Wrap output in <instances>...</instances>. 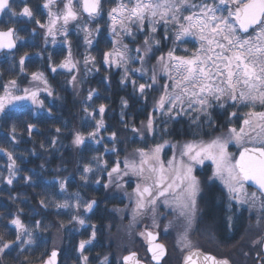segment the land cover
<instances>
[{
    "label": "snow or ice",
    "instance_id": "obj_1",
    "mask_svg": "<svg viewBox=\"0 0 264 264\" xmlns=\"http://www.w3.org/2000/svg\"><path fill=\"white\" fill-rule=\"evenodd\" d=\"M63 7L52 11L57 0H45L43 8L48 10V20L36 25L44 32L45 43L52 37L56 42L57 35L64 37L68 54L57 66L49 67L53 73L58 69H66L71 75L69 84L75 89L87 76L105 69H120V85L127 87L130 83L133 94L147 102V93L160 90L158 98L154 99L152 110L142 121L139 128L132 126L131 131L140 137L145 146L135 149L134 154L121 162L117 159L111 169L107 162L101 166L102 156L93 157L83 166L81 178L87 182L88 174L95 171L106 172L108 182L103 186L108 188L116 183L117 187L123 177H135L136 186L129 195L132 208L133 223L129 231L136 225V218L152 215L153 228H158L157 213L163 207V214L170 210L182 222V231L178 233L177 243L184 253L182 264H229L227 259L219 260L215 256L200 251L189 238L190 231L198 215V196L202 193V181L195 175L197 166L211 163V175L208 183L219 180L227 192L229 209L235 205H248L249 209L258 211L264 217V0H114L113 6L107 12L105 22L110 47L102 53V60L91 55L96 40L103 28L99 20L105 18L104 0H60ZM11 13L34 18L33 11L25 5L20 13L15 12L10 0H0V13ZM75 25L77 36L83 33V72L80 73V60L74 58L72 42L69 40L70 24ZM95 24V27L92 25ZM162 37H158L160 29ZM143 36L140 40L139 37ZM20 37L16 29L8 27L0 29V49H13ZM172 41V46L166 52L160 51L163 41ZM191 44L192 47L179 49L183 54L178 55V44ZM19 59L20 71L23 73L25 58ZM51 59V58H49ZM150 65V66H149ZM32 81H41L49 96L53 90L42 72H33ZM109 79L104 77L105 82ZM138 79L143 82L138 83ZM16 89V91H10ZM25 87L22 94H17L19 88L16 80L4 85V94L0 95V112L6 107L19 102L31 101L33 105L43 107V101L38 99V91ZM98 93L95 89L88 92L87 101L91 102ZM121 122L128 128L125 121L128 100L121 98ZM216 108L227 111L226 128L220 134L209 139H196L204 135V128L214 131L216 122L212 111ZM241 109L246 111L241 112ZM86 115L96 121L95 129L88 138L97 144L103 143V138L96 139L101 130L105 129L104 114L106 105L100 104L97 110L91 112L84 108ZM186 118L192 130L191 140L173 143L165 139L170 135L168 125ZM163 125V127H161ZM34 125L29 123L27 131L32 134ZM57 133L61 131L56 129ZM13 142L16 141L15 127L12 129ZM151 138L156 142L148 145ZM112 148L105 152H117L116 132L111 133ZM73 145L79 147L85 143V137L79 132L74 134ZM53 146L56 139L52 141ZM235 145L237 152L229 151ZM43 147V145H41ZM171 155H167V149ZM0 152H6L0 148ZM10 163L7 165L9 175L6 181L9 185L17 173L16 160L11 152H7ZM122 165V166H121ZM25 181L31 177L25 176ZM251 182L256 190L248 192L245 185ZM96 183H101L98 178ZM127 183V182H125ZM60 189L65 190V183L60 182ZM76 203L69 201L56 204V208L68 209L81 207L79 194H74ZM92 200L83 205L86 212L96 205ZM41 205L47 207L42 200ZM72 220L80 225L85 220L79 214L73 215ZM231 221V217H229ZM42 221H36L35 228ZM15 226V240L5 241L0 236V253H5L17 244L31 245L34 231L29 229L19 218V213L10 220ZM166 226L165 231L168 227ZM63 227V225H61ZM89 240H81L77 247L79 264H88L84 255L86 245L91 244L96 235V226ZM139 235L147 245V253L151 255L152 264H163L167 256V248L158 242L159 233L148 230ZM255 243V242H254ZM57 251L54 249L42 264H57ZM259 255V254H258ZM107 257L101 264H106ZM122 264H142L138 255L130 251L122 257ZM260 264H264L261 260Z\"/></svg>",
    "mask_w": 264,
    "mask_h": 264
},
{
    "label": "trees",
    "instance_id": "obj_2",
    "mask_svg": "<svg viewBox=\"0 0 264 264\" xmlns=\"http://www.w3.org/2000/svg\"><path fill=\"white\" fill-rule=\"evenodd\" d=\"M45 0H10L13 10L20 13L27 5L34 13L30 21L27 17L17 15L11 18L9 12L5 11L0 15V28L13 26L16 34L22 37L17 40L14 50L0 52V94L4 92V85L11 80H16L22 85L27 84L33 72H42L53 90V95L47 92L39 93L38 98L43 101V107L32 103L22 102L16 106L0 112V148L6 152H0V236L5 241L15 240V226L10 220L19 213L21 221L34 231L33 243L31 245H20L11 247L5 253H0V264H30L43 260L49 251L57 247L59 249L58 264H79V253L77 247L81 240H89L92 236L95 225L97 240L88 244L84 255L88 257L89 264H95L99 255L108 253L111 246L108 240L109 232L113 231L118 221V214L111 207L115 204H123L125 199L116 192L105 188L107 173L95 171L88 174L85 182L81 176L83 166L93 157L102 156L101 166L107 162L108 169L115 163L117 158L123 156L128 150L145 146V142L131 131L132 126L140 127L141 122H146L148 113L152 110L154 99L160 95V90L147 93V102L133 94L132 86L120 85L121 70L101 67L100 72L93 71L75 89L68 83L71 75L66 69H58L56 73L51 71L49 64L57 66L68 54L64 42L51 43L47 38L45 43L44 32L46 29L39 28L35 20L41 23L46 21L48 10L43 8ZM114 0H104L105 18L99 20L103 28L102 33L96 40L95 47L91 49V55L97 56L98 62L102 60L103 51L110 47V38L106 27V12L113 6ZM60 6L62 3L57 0ZM95 27V24L92 25ZM69 40L72 42V53L75 59L80 60V73L83 72V33L77 36L75 26L70 29ZM163 29H160L158 37H162ZM50 38V37H49ZM62 38V37H60ZM142 40V36L139 37ZM172 45V41H163L160 52H166ZM191 48V44H185ZM179 49V48H178ZM25 58L24 71L21 73L19 59ZM51 58V59H49ZM150 66V65H149ZM109 79L105 82L104 77ZM143 80L138 79V83ZM95 89L98 93L91 102L87 101L88 92ZM128 100V108L125 121L128 128L121 122L122 110L121 98ZM100 104L106 105L104 124L106 130H101L96 139L103 138V143L97 144L88 138V134L94 131L96 121L86 115L84 108L95 106L97 119H100L98 108ZM227 111L216 108L212 111V117L216 122L214 131L204 128V135L195 138H209L226 128L225 121ZM245 111L241 109V112ZM34 125L31 135L27 131L28 124ZM15 127L16 141L12 140V129ZM163 127V125H161ZM170 135L165 138L188 139L194 138L189 122L186 118H180L177 122L168 125ZM61 131L57 133L56 129ZM79 132L85 137V143L79 147L73 145L74 134ZM116 132L117 152H105V148H112L113 142L110 139L111 133ZM56 139L53 146L52 141ZM156 141L149 138L148 145ZM43 145V147H41ZM7 152L13 154L16 160L17 173L13 183L9 185L6 177L9 175L7 165L10 161ZM202 189L204 192L210 174V165L206 164L203 169L198 170ZM31 179L25 181L24 177ZM101 183L97 184V179ZM60 182L65 183V190L60 189ZM224 191L216 181L213 182ZM79 194L82 201L81 207L68 209L56 208V204L66 200L72 204L76 203L74 194ZM44 201L47 207L41 205ZM95 200L97 203L91 211L86 212L83 205ZM79 214L85 220L84 225L72 220L73 215ZM36 221H42L41 226L35 228ZM63 225V227H61ZM58 236L60 244L56 243ZM112 260V259H111ZM109 264V262H108ZM120 264V262H119Z\"/></svg>",
    "mask_w": 264,
    "mask_h": 264
},
{
    "label": "flooded vegetation",
    "instance_id": "obj_3",
    "mask_svg": "<svg viewBox=\"0 0 264 264\" xmlns=\"http://www.w3.org/2000/svg\"><path fill=\"white\" fill-rule=\"evenodd\" d=\"M216 182L224 191H219L218 185L211 183L198 196V203L202 204V208L198 207L196 222L189 233L190 240L200 251L213 255L219 260L227 259L229 264H260L261 260H264V217H261L257 210H250L248 205L238 206L235 202L229 209L226 189L219 180ZM245 187L248 192L256 190L254 185L248 183ZM171 219L176 222L171 223L170 231H161L160 228L153 230L159 232V240L167 248V256L163 264H182L184 253L181 252L177 243L182 224L178 222L176 214ZM139 233L140 231L135 235L137 245L125 252L135 250L139 258L152 264L146 243ZM169 234L170 245L163 239ZM100 261H104V258ZM108 262L114 264L107 258L106 264ZM120 264H122L121 257Z\"/></svg>",
    "mask_w": 264,
    "mask_h": 264
},
{
    "label": "rangeland",
    "instance_id": "obj_4",
    "mask_svg": "<svg viewBox=\"0 0 264 264\" xmlns=\"http://www.w3.org/2000/svg\"><path fill=\"white\" fill-rule=\"evenodd\" d=\"M63 7V4H61L60 6L58 4H55L52 6V11H58L60 8ZM15 11V10H14ZM16 12V11H15ZM1 14V13H0ZM10 16H11V13L9 12ZM1 16V15H0ZM11 18H16V17H11ZM48 20V17L46 18V21L44 23H46ZM74 23L73 24H70V29L74 28ZM19 37V36H18ZM62 37V38H60ZM22 38V37H20ZM49 41L51 43H53L52 41V37H48ZM142 39H143V36H142ZM56 42H64V37L62 35H57L56 37ZM55 42V43H56ZM172 45H170L171 47ZM184 47H186L185 44H182V43H179L178 44V48L179 49H183ZM178 49V52L177 54L180 55V54H183L182 51H180ZM191 49V48H189ZM167 51V50H166ZM160 55V53L157 54V56ZM18 85V88H19V92H17V94H22V90L25 88V87H29L31 88L32 90H37V89H40L38 91V95L40 92L42 91H45L44 90V87L45 85L43 84V82L41 81H32L30 80L27 84L25 85H22L20 83H17ZM10 91H16V89H11L10 88ZM47 92V91H45ZM4 92H2L0 95H3ZM39 99V98H38ZM40 100V99H39ZM24 102H28V103H31V101H24ZM22 102H19V103H16L14 105H9L6 107L7 108H10V107H13V106H16L18 104H20ZM96 107L95 106H91L90 109H95ZM246 111V109H244ZM96 119H97V115H96ZM225 129H223L222 131H220L219 133L217 134H220L221 132H223ZM216 134V135H217ZM215 136V135H213ZM165 139H169L171 140L173 143H176V142H183V141H186V140H191L193 138H188V139H171V138H165ZM196 139H201V138H196ZM202 139H209V138H202ZM136 148H132L130 150H128L127 153H125L123 156L117 158L119 159L121 162L125 159V157H129L131 158V156L134 154V151H135ZM167 155L170 156L171 155V149H167ZM229 151L231 152H237V149H236V146L235 145H231L229 147ZM206 164H209L210 165V174L208 175V177L211 175V163L210 161H206L205 162V165ZM114 165V164H113ZM111 165L110 166V169L111 167L113 166ZM122 166V165H121ZM203 167L201 166H197V169H196V172H195V175H197V177H200L199 176V173H198V170L199 169H203ZM109 169V170H110ZM108 182V176L106 178V181L105 183ZM127 182V183H125ZM136 178L135 177H123L122 180L119 182L121 184H123L124 186L123 187H117L116 183H112L110 184L109 188L110 190H112L113 192H116L118 193L119 195H121L124 199H125V202L123 204H115L113 205L111 208L117 212L118 214V221H117V224L114 226V230L109 232V234L107 233L108 235V240H109V243H110V246H111V250L106 253V254H103V255H99L100 257L97 258L98 260L97 263L101 264V261L100 259L102 258H105L107 257L109 259V261H113L114 264H119L120 262V257L123 255V253L130 249L132 246L134 247L135 245H137V238H136V234H138V232L140 231H143L146 227L149 228V229H156V228H153L152 225H153V219H152V215L151 214H148L146 216H142V217H137L136 218V225L131 229V234H130V231H129V225L133 223V217H132V208H133V204L130 203V200H129V195H126V194H132L133 192V189L135 188L136 186ZM80 202L82 203V201L80 200ZM198 207L202 208V204L201 203H198ZM164 209L163 207H161L159 210H158V213H157V224L159 225L158 228L161 229V231H165V228L166 226L169 225V222L171 223H174L176 222V220L174 219H171L173 217V215L175 213H171V211L169 210L167 212V214H163L161 215V213H164ZM172 215V216H171ZM180 224H182V222L179 220L178 221ZM167 231H170V226L168 227ZM182 231L179 230V232ZM166 232V231H165ZM165 241L168 242V244L170 245V234L169 236H164L163 238ZM61 238L58 236L57 240H56V243L60 244V241ZM95 240L98 242V244H101L102 241L100 240H97V236L95 235V238L92 240V244L95 243ZM87 246V245H86ZM86 256V255H85ZM105 256V257H104ZM118 261V262H117ZM96 263V264H97ZM89 264V262H88Z\"/></svg>",
    "mask_w": 264,
    "mask_h": 264
},
{
    "label": "water",
    "instance_id": "obj_5",
    "mask_svg": "<svg viewBox=\"0 0 264 264\" xmlns=\"http://www.w3.org/2000/svg\"><path fill=\"white\" fill-rule=\"evenodd\" d=\"M8 27H13V26H8ZM8 27L0 28V29L6 30ZM13 28H14V27H13ZM16 45H17V41H16ZM14 49H15V48H13V49H0V52H2V51H4V50L11 51V50H14ZM248 184L253 185L251 182H248ZM144 230H145V229H144ZM148 230H152V231L158 232L157 230H153V229H149V228H148ZM158 233H159V232H158ZM158 242L164 244L163 242H161V241L159 240V238H158ZM164 245H165V244H164ZM165 246H166V245H165ZM146 248H147V245H146ZM54 249L57 251V253H58V255H59V249H58L57 247H54V248H52V249L49 251L48 255H47L43 260H46V259L48 258V256L51 254V251L54 250ZM131 251L136 252L137 255H138V252H137V251H135V250H131ZM129 252H130V251L124 253V254L121 256V261H122V257H123L124 255H127ZM58 255H57V258H56L57 264H58V262H59V257H58ZM138 258H139V256H138ZM139 259L141 260L142 264H149V263H147L146 261H144L143 259H141V258H139ZM43 260L38 261V262H35V263H30V264H42V261H43Z\"/></svg>",
    "mask_w": 264,
    "mask_h": 264
}]
</instances>
